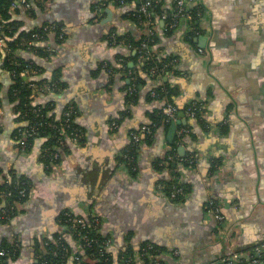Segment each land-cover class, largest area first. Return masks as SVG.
<instances>
[{"label": "crops", "instance_id": "0c3cea01", "mask_svg": "<svg viewBox=\"0 0 264 264\" xmlns=\"http://www.w3.org/2000/svg\"><path fill=\"white\" fill-rule=\"evenodd\" d=\"M139 1L31 0L32 10L25 4L12 8L19 30H45L44 38L35 33L31 44L46 56L23 54L44 68L43 76L60 70L66 83L60 94H38L36 102L55 101L59 115L73 104L86 140L69 139L70 152L62 151L51 168L41 159L44 139L37 138L29 151L20 147L12 79L0 58V180L16 171L31 183L19 213L10 221L0 218V247L18 245L13 264L35 263L38 244L66 231L68 214L101 221L100 232L112 238L110 250L117 257L132 247L140 258L147 243L161 250L165 264H223V257L264 243V0H193L190 9H203L196 27L185 19L172 33L160 20L157 48L175 56L173 70L153 79L140 69L142 82L135 91L132 70L143 63L110 35L141 37L130 16ZM173 2L165 0L167 7ZM163 83L174 89L178 107L189 110L198 103L201 114L182 115L171 139L172 123L161 125L150 143L142 129L133 175L119 156L132 129L147 127L155 108L165 104L151 99ZM123 114L116 129L114 119ZM177 138L179 148L186 149L178 161L194 158L192 165L178 163L179 181L188 190L183 200L159 187L162 174L171 172L161 174L155 167ZM211 198L222 204V228ZM67 239L77 247L72 234Z\"/></svg>", "mask_w": 264, "mask_h": 264}, {"label": "trees", "instance_id": "16d2710c", "mask_svg": "<svg viewBox=\"0 0 264 264\" xmlns=\"http://www.w3.org/2000/svg\"><path fill=\"white\" fill-rule=\"evenodd\" d=\"M121 4H127L137 0H118ZM148 0H140L137 7L130 12V16L134 19L142 29V34L139 39L130 35L111 34L110 39L115 44H127L131 50H135L134 58H138L143 65L140 68L133 69L134 77L132 84L135 91L142 82L141 77H138L140 69L150 75L153 79L164 76L173 70V62L175 56L171 54H163L157 48L160 37L156 32L155 27L160 20L165 22V27L168 33H172L178 27H171L174 22L175 14L179 8L176 0L170 7L166 6L165 0H149L152 2L148 11L141 9L143 3ZM29 10H32L31 0H27ZM23 4L21 0H0V39L6 43L7 47L2 50L0 48V58H2V67L10 72L12 84L10 87V97L13 103V109L16 114V120L19 124L15 134L17 144L24 150L29 151L37 138L44 139L41 151L42 161L50 168L61 161L62 151L70 152L68 140H77L79 143H85V135L83 129L77 123V115L75 106L67 104L59 115L55 111V101L48 100L46 102H36L38 94L49 96L52 93L60 94L66 87V83L61 78L60 70L53 73L51 77L43 76L44 68L34 59L28 58L23 53L35 52L36 55L46 56V52L42 50L38 44H31L35 40L34 34L38 33L39 37L44 38V28H36L33 30H19L21 23L14 19L12 14L13 6L18 7ZM188 13L193 15L190 20L191 26L196 27V20L199 13H202L201 6L195 9H190L189 4L186 5ZM167 17L163 19V15ZM181 20L179 21V25ZM146 43V47L143 44ZM5 51V52H4ZM4 53L6 55H4ZM139 78V79H138ZM1 91V84H0ZM134 91V92H135ZM154 95L151 99L158 102L164 101L160 107L155 108L151 114V123L147 124L151 128V132L146 133V141L151 142L161 125L170 126L171 122H167L163 108L166 104L171 103L176 105L173 95L174 89L169 84L163 83L153 90ZM136 93V92H135ZM2 106V98L0 96V107ZM177 106V105H176ZM178 107V106H177ZM193 108L197 109V116L201 114L200 104H193ZM188 108L178 107L179 118L185 115ZM71 112L68 115V112ZM127 115L123 114L114 119V122L120 127ZM36 129L34 135H28L27 130ZM116 128V129H117ZM140 129H132V133H137L138 138L132 136L130 144L124 149L119 162L124 164L131 174H137V160L141 145ZM1 130V126H0ZM1 132V131H0ZM23 132H26V136ZM182 140V139H181ZM58 154V156H56ZM179 143L178 138L171 143V149L164 156L155 161L156 169L162 173L164 170H169L171 175L162 174L158 185L167 194L178 187H183L185 193H178L176 200H183L188 192L186 186L179 181V165L183 163L185 166L192 165L191 155L181 157L183 160L178 161ZM176 163V164H175ZM219 165L217 161L215 166ZM31 183L29 179L10 171L4 176L3 181L0 180V218L2 221H10L19 213V206L29 199ZM21 190L26 191L23 195ZM72 219L83 218L87 221V228L84 230L80 227L66 231H59L55 235L48 237L38 244V258L33 264H165L161 258V250L155 245L153 248H147L145 243L141 248V257L137 258L132 247L124 249L117 257L104 242L110 236H105L98 229L93 228L90 231V236L97 241H93L92 245H85L80 241L81 230L86 232L91 229L93 220L84 217H74ZM69 216L64 217L68 221ZM72 234L77 242V247L73 246L67 239V235ZM4 251V255L1 254ZM0 264H13L12 261L19 255L18 245L16 243L4 242L0 247ZM159 255V256H157ZM76 257L79 259L77 260Z\"/></svg>", "mask_w": 264, "mask_h": 264}, {"label": "built area", "instance_id": "2783aa9c", "mask_svg": "<svg viewBox=\"0 0 264 264\" xmlns=\"http://www.w3.org/2000/svg\"><path fill=\"white\" fill-rule=\"evenodd\" d=\"M191 1L193 0H176L177 5H178V12L175 14V20L174 22L171 23V27H178L179 26V21L181 20H192L193 15L191 13H188V11L186 10V5L189 4ZM21 2L23 4H25L27 7H29V4L27 2V0H21ZM121 2L123 3L124 0H121ZM152 4L151 1H146L145 3H143L141 9L143 11H148V8L150 7V5ZM167 17V14L163 15V19ZM3 39H0V43H3ZM144 47H146V43L143 44ZM163 112L166 115V120L167 122H176L179 119L178 116V107L174 104L168 103L164 106L163 108ZM70 111L67 113L68 115H70ZM198 112L196 108H191L187 111V115L190 117H198L197 116ZM113 126L115 128L118 127V124L116 122L113 123ZM143 131L145 133H150L151 132V128L150 127H143ZM187 132L186 128H182L181 129V133ZM28 135H34L36 133V129L33 128L30 131H26ZM26 132H23L24 135L26 136ZM132 136L137 139L138 138V134L137 133H132ZM58 156V154L56 155ZM194 161V158L191 159V162ZM160 187V186H159ZM23 195H26V191L25 190H21ZM178 193H185V190L183 187H178L177 189H175L172 194L170 195V197L172 198H176ZM210 209L211 211L214 213V215L216 216L217 220L219 221V225L220 228L223 227L224 222H225V217L223 214V209H222V204L220 203V201H218L216 198H211L210 200ZM67 216H69L68 221H66L67 224H65V226L67 228H77L80 227L82 229H86L87 228V221H85L83 218H75L74 220L72 219L71 215L68 214ZM91 229L87 230L86 232L82 231L80 232V241H83L85 243V245H92L93 241H97L95 238L90 236V231L93 230V228L98 229V231H100L101 229V221H93V223H91ZM113 243V240L111 237L107 238L104 242V244L107 247H111ZM147 248H153L152 244H148ZM1 254L4 255V251H1ZM0 254V255H1ZM159 256V255H157ZM76 259L78 260L79 258L76 257ZM223 264H264V243L263 244H259L256 245L255 247L248 249L246 251L243 252H238L235 253L233 256L230 257H223V259L221 260Z\"/></svg>", "mask_w": 264, "mask_h": 264}, {"label": "water", "instance_id": "95a60500", "mask_svg": "<svg viewBox=\"0 0 264 264\" xmlns=\"http://www.w3.org/2000/svg\"><path fill=\"white\" fill-rule=\"evenodd\" d=\"M181 123H182V121H181V120H178V121L173 122V123L171 124V128H170V136H169L170 139L173 138V137L175 136V133H176V131H177L179 125H181ZM185 150H186V149H185L184 147H180V148H179V151H180V153H181L182 155L185 154V152H186Z\"/></svg>", "mask_w": 264, "mask_h": 264}]
</instances>
